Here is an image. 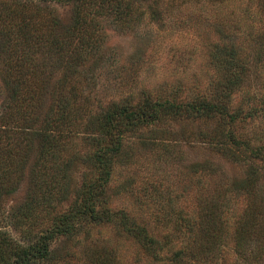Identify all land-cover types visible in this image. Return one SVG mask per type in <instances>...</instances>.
Returning a JSON list of instances; mask_svg holds the SVG:
<instances>
[{"label": "rangeland", "instance_id": "obj_1", "mask_svg": "<svg viewBox=\"0 0 264 264\" xmlns=\"http://www.w3.org/2000/svg\"><path fill=\"white\" fill-rule=\"evenodd\" d=\"M239 1L131 0V17L120 20L111 10L112 0H86L87 17L96 22L100 41L93 58L76 67L79 80L71 81L81 101L94 112L109 100L138 97L142 91L153 99L208 94L209 83L216 80L209 47L226 32L237 42L247 31ZM76 6L77 0H0V231L15 240L33 241L46 232L53 216L68 212L80 200L77 191L82 184L101 174L87 162L90 150L81 140L67 147L57 129L56 148L50 149L45 141L63 107L66 65L58 46ZM258 83L252 82V87ZM243 103V94H236L233 104ZM204 131H211L205 123L182 118L127 134L105 192L110 211L134 217L162 241L174 229L178 211L196 213L198 201H208L215 188L255 179V188L264 189L262 118L253 116L236 129V138L248 150L235 151L228 144L233 159L190 135ZM258 147L262 150L257 157L251 156ZM68 154H74L72 162H66ZM53 173L58 178L69 175L64 197L55 189L51 213L47 206ZM216 200L223 211L231 262L234 231L250 200L247 204L243 193ZM24 211L29 215L25 221L20 216ZM79 231L75 238L54 241L52 258L44 264H99L110 259V249L121 264H170L166 249L146 250L112 224L81 226Z\"/></svg>", "mask_w": 264, "mask_h": 264}, {"label": "trees", "instance_id": "obj_2", "mask_svg": "<svg viewBox=\"0 0 264 264\" xmlns=\"http://www.w3.org/2000/svg\"><path fill=\"white\" fill-rule=\"evenodd\" d=\"M130 1L112 0L111 10L120 20L131 17ZM239 2L248 24L245 27L247 31L239 35L237 42L233 37L225 36L226 32L209 47V62L216 80L209 83L208 94L193 97L186 95L183 99L178 98L179 100L153 99L142 91L138 97L109 100L97 106L93 112L87 102L81 101L77 86L71 81L79 80L76 67L93 58L92 51L100 41V33L93 18L87 17L89 3L77 0L75 17L63 28L62 47L58 46L66 65L63 107L60 117L52 121L54 130L46 136L45 141L50 149L56 148L57 129H61V137L67 147L75 139L81 140L90 150L87 162L95 170H101V174L98 179L84 182L77 191L80 200L78 198L68 212L53 216L48 230L37 235L35 240H15L6 232L0 231V264L48 263L52 258L51 244L54 241L75 238L79 235L81 226L97 224L117 226L125 236L137 239L146 250L157 249L160 252L166 249L170 254V264H264V189L255 188V179L238 185L232 184L231 188L228 186L220 191L215 188V195L207 198L208 201H198L196 213L184 214L178 211L174 229L167 232L162 241L149 235L147 229L140 226L134 217L121 211L112 213L105 204V192L113 164L123 154L127 134L154 129L171 120L185 118L195 121L197 125L205 123L211 130L191 133L195 140L217 146L219 150L229 153L232 159L234 150L228 148L229 145L234 146L235 151L248 150L236 138L235 132L247 120L253 119V116L264 120V0ZM52 22L56 24L57 20L53 19ZM219 27V32H224ZM50 31L52 35L55 33L54 28H50ZM51 44L52 48H56L58 42L53 40ZM254 81L260 83L252 87ZM256 91L258 94H255ZM239 93L243 94L244 103L233 104ZM260 150L262 148L258 147L249 153L257 157ZM70 155L68 154L66 162H72L74 154ZM208 173L214 174L212 168H208ZM67 175L58 178L53 173L51 176L48 192L50 202L47 206L51 213L56 207L51 202L55 189L58 188L62 196L68 190V183L65 182ZM229 193L234 196L243 193L247 204L250 200L242 221L234 231V259L231 262L227 258L228 245L224 240L227 233L221 220L223 211L217 207L216 200ZM25 211L20 214L23 221L29 218ZM99 264L121 263L116 252L110 249V259L106 258Z\"/></svg>", "mask_w": 264, "mask_h": 264}]
</instances>
